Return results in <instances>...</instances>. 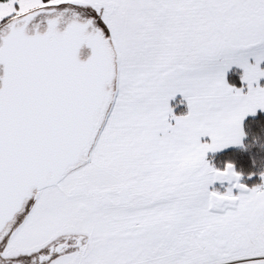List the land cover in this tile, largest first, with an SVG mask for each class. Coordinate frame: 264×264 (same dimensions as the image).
Masks as SVG:
<instances>
[{"label": "snow or ice", "instance_id": "6c2138e0", "mask_svg": "<svg viewBox=\"0 0 264 264\" xmlns=\"http://www.w3.org/2000/svg\"><path fill=\"white\" fill-rule=\"evenodd\" d=\"M258 109L264 0H0V264H264Z\"/></svg>", "mask_w": 264, "mask_h": 264}, {"label": "trees", "instance_id": "16d2710c", "mask_svg": "<svg viewBox=\"0 0 264 264\" xmlns=\"http://www.w3.org/2000/svg\"><path fill=\"white\" fill-rule=\"evenodd\" d=\"M244 131L246 136L243 147L226 149L209 155L208 158L216 167H223L232 162L236 170L242 173L243 182L251 185L259 183L260 178L255 175L249 179V172L264 171V112L247 117L244 121Z\"/></svg>", "mask_w": 264, "mask_h": 264}, {"label": "crops", "instance_id": "0c3cea01", "mask_svg": "<svg viewBox=\"0 0 264 264\" xmlns=\"http://www.w3.org/2000/svg\"><path fill=\"white\" fill-rule=\"evenodd\" d=\"M171 103V102H170ZM185 111H186V106H185ZM257 112H264V110H261V109H258L257 110ZM256 112V113H257ZM249 116H253L252 114H249L247 117H249ZM246 117V118H247ZM245 118V119H246ZM245 121V120H244ZM244 121L242 122V126H243V129H244ZM237 147H240V146H229V148H227V149H230V148H237ZM224 150H226V149H224ZM220 151H223V150H219V151H217V152H220ZM217 152H209V153H207L206 154V159L209 161V163H211L212 165H213V163L209 160V155H212V154H214V153H217ZM259 178H260V180H261V177L259 176ZM242 182H243V179H242ZM214 188H217V189H219V190H224L223 189V187H221V185H220V183L219 182H217L214 186H213Z\"/></svg>", "mask_w": 264, "mask_h": 264}, {"label": "flooded vegetation", "instance_id": "af4514ba", "mask_svg": "<svg viewBox=\"0 0 264 264\" xmlns=\"http://www.w3.org/2000/svg\"><path fill=\"white\" fill-rule=\"evenodd\" d=\"M82 58H85V57H82Z\"/></svg>", "mask_w": 264, "mask_h": 264}, {"label": "rangeland", "instance_id": "374dc122", "mask_svg": "<svg viewBox=\"0 0 264 264\" xmlns=\"http://www.w3.org/2000/svg\"><path fill=\"white\" fill-rule=\"evenodd\" d=\"M214 165V164H213Z\"/></svg>", "mask_w": 264, "mask_h": 264}]
</instances>
